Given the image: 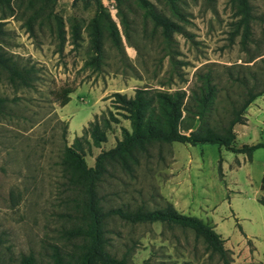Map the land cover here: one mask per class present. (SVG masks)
Instances as JSON below:
<instances>
[{"label":"rangeland","instance_id":"rangeland-1","mask_svg":"<svg viewBox=\"0 0 264 264\" xmlns=\"http://www.w3.org/2000/svg\"><path fill=\"white\" fill-rule=\"evenodd\" d=\"M147 1L177 22L180 31L164 38L136 0H101L120 42L114 46L102 30L97 67L87 65L93 54L88 26L94 2L60 0L37 12L26 0L0 6V47L36 70L28 88L15 87L0 70V97L7 99L0 112V264H19L29 252L45 264L51 244L74 247L76 240L61 234L77 220L78 208L59 160L64 146L95 115L116 113L111 94L131 97L145 88L183 91L187 97L209 77L218 91L215 123L227 118L232 104L239 105L243 78L249 85L252 74L264 81V0H249L256 20L248 53L240 45L241 30L232 34L238 16L230 0H173L175 9L167 0ZM55 16L62 20L64 40L57 35ZM63 87L74 91L61 106L57 94ZM244 117L233 127L236 144L264 142V92ZM118 119L106 130L107 140L85 155L87 166L122 138L121 127L130 128L129 119ZM138 156L131 172L108 165L98 190L105 208L143 204L155 209L170 203L182 214L201 217L221 235L226 264H264L263 147L249 157L216 144L160 141ZM104 227L109 251L130 263L224 264L192 230L175 224L113 216Z\"/></svg>","mask_w":264,"mask_h":264},{"label":"trees","instance_id":"trees-1","mask_svg":"<svg viewBox=\"0 0 264 264\" xmlns=\"http://www.w3.org/2000/svg\"><path fill=\"white\" fill-rule=\"evenodd\" d=\"M23 1V0H21ZM60 0H26L35 12L50 6ZM81 3L94 2L96 12L89 23L88 31L91 38L92 57L87 62L89 66L97 67L102 57L103 38L102 30L107 31L114 46L119 45L118 32L114 22L101 0H72ZM121 0H114L120 3ZM153 23V28L159 29L164 38H169L173 32L180 31V25L158 12L147 0H136ZM171 8L175 9L173 0H167ZM10 0H0V6L8 7ZM238 16L235 35L240 31V45L248 53V42L251 29L256 17L252 13L249 0H230ZM37 3H39L37 5ZM37 6V8H35ZM178 11L176 10V13ZM178 14V13H177ZM35 17H31L33 20ZM56 32L64 40L62 20L55 16ZM2 33L0 29V34ZM76 26H72L71 35L76 37ZM264 71V59L262 60ZM0 70L7 74L9 82L15 87L28 88L33 86L36 70L32 65H26L14 60L0 47ZM254 84L249 85L244 78V85L239 105L232 104L230 112L225 119L212 123L215 115L217 88L211 84L209 77L203 79V84L197 91H192L190 96H185L183 91H152L137 88L131 97L118 93L111 94L112 107L116 113L109 111L108 116H94L85 127L82 134L76 135L70 144H66L60 156L59 165L65 177L66 190L70 191L77 205V220L70 226L61 230V234L72 242L73 248H64L51 244L50 250L44 254L45 264H137L127 262L124 258H116L109 251L108 236L105 234L104 224L113 216L124 221L154 223L165 222L175 224L183 229H189L200 237L211 252L220 256L222 263L228 262V249L224 239L212 226L197 215H186L178 212L175 207L166 203L155 209H147L143 204L136 206L105 208L100 201L98 193L100 182L109 173L108 165H116L124 171L131 172L132 165L138 162V154L146 152L148 145L154 142H173L183 144L210 143L216 144L227 150L242 152L249 157L257 148L263 147L264 142L254 144H240L235 142L233 130L235 123H244V112L250 103L264 92V81L261 76L252 74ZM74 91L71 87H63L58 92V104L64 106L69 100V93ZM184 99H186L184 101ZM6 98L0 97V112L6 106ZM118 117L130 121L129 129L121 127L122 138L117 140L114 147L101 150L95 157L92 166H87L84 157L93 146H99L107 140L106 130L111 123L119 122ZM220 160L217 169L221 173ZM19 264H38L33 252L22 255ZM141 264V263H138ZM145 264V263H142Z\"/></svg>","mask_w":264,"mask_h":264}]
</instances>
